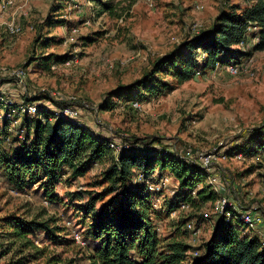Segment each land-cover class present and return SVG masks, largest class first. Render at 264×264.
<instances>
[{"label": "rangeland", "instance_id": "rangeland-1", "mask_svg": "<svg viewBox=\"0 0 264 264\" xmlns=\"http://www.w3.org/2000/svg\"><path fill=\"white\" fill-rule=\"evenodd\" d=\"M6 1L0 0V99L14 104H21L24 96L34 95L61 104L71 100L86 125L103 137L126 142L156 137L170 154L178 152L181 157L186 149L192 150L193 160L202 150L217 146L227 145L231 154L234 144L244 143L247 134L252 135L264 125V50L253 51L234 73L222 65L198 71L183 83L167 74L154 75L166 82L167 88L158 95L140 98V102L134 100L139 104L134 109L111 95L119 86L141 78L155 58L187 37L208 29L221 9L231 4L244 5V0ZM107 2L112 6L110 11L102 8ZM13 22L21 28L16 35L8 32V24ZM253 35L249 36L248 48L256 40ZM48 54L54 55L48 67L37 65L35 58ZM56 57L65 59L60 61ZM13 70H23L24 77L9 76L7 73ZM44 104L56 108L48 101ZM83 104L89 107L83 108ZM101 104L106 105L103 110L98 109ZM233 155L219 161L223 169L219 173L220 184L243 206L261 201L258 206L264 210L261 156L246 154L236 159ZM101 168L96 166L76 179L63 176L56 186L61 198L57 206L45 203L40 193L34 192L36 184L27 192H19L0 176V223L8 215L51 219L50 226L56 228L59 236L50 240L38 232L35 244L44 248V256L26 264H88L86 245L74 242L69 233L82 231L84 222L92 219V214L84 209V202L89 199L84 192L101 190ZM203 184L208 185L206 178ZM176 185L169 176L168 188ZM211 189L215 192V188ZM81 192L83 199L74 196ZM166 193L165 200L169 198ZM216 200L196 207L189 204L168 216L160 212L159 234L171 236L180 220H192L200 228L195 239L181 236L198 247L212 231ZM101 204L97 201L95 210ZM204 212L207 219L200 217ZM27 253L28 249L19 251L15 243L0 257V264H12Z\"/></svg>", "mask_w": 264, "mask_h": 264}, {"label": "trees", "instance_id": "trees-1", "mask_svg": "<svg viewBox=\"0 0 264 264\" xmlns=\"http://www.w3.org/2000/svg\"><path fill=\"white\" fill-rule=\"evenodd\" d=\"M111 7L107 2L102 8L110 11ZM251 34L256 40L248 48L246 45ZM260 50H264V0H244V5L231 4L221 9L208 29L187 37L168 53L155 58L141 78L119 86L111 95L134 109V100L140 102V98L158 95L167 88L168 84L154 75L167 74L177 83H183L198 71L238 65L253 51ZM53 57L48 54L35 59L37 65L47 68ZM22 100L21 104H7L0 99V176L13 190L27 192L36 184L34 192L57 206L61 198L56 193V186L63 176L76 179L96 166L102 167L98 182L101 190L84 192L89 196L84 209L92 214V219L84 222L83 232L77 229L88 250V264H264V247L259 235L244 234L247 228L242 223L226 221L223 214H214L212 231L198 247L185 239L190 234L184 224L192 220H180L171 236L159 234L160 212H166L168 216L181 203L196 207L219 196L211 185L203 184L204 170L184 160L178 152L170 154L156 137L136 138L129 142L112 136L103 137L86 125L80 116L79 123L60 116L58 112L65 103L35 95L24 96ZM46 101L56 108L45 105ZM29 105L36 107L34 112L22 110ZM74 107L80 115V110ZM105 107L101 104L98 109ZM261 127L252 135L247 134L244 143L234 144L231 149L233 157L238 153L248 156L259 153L264 162V125ZM110 142L126 144L128 148L122 147L114 153ZM155 143L159 145L156 147ZM222 147L230 158L228 146ZM139 174L142 179H138ZM155 174H168L177 184L173 194H165L169 197L164 199L165 211L153 207L155 192L148 190L144 181L155 178ZM192 191L196 196L191 195ZM82 194L74 196L83 199ZM107 196L110 197L104 200ZM97 201L102 204L95 210ZM50 221L20 215L4 216L0 223L3 229L0 231V257L15 243H18L19 251L25 248L29 253L12 264H26L43 257L44 248L35 244L37 233H44L50 240L59 238ZM69 234L75 242L73 232ZM194 250L198 251L197 255H193Z\"/></svg>", "mask_w": 264, "mask_h": 264}, {"label": "built area", "instance_id": "built-area-1", "mask_svg": "<svg viewBox=\"0 0 264 264\" xmlns=\"http://www.w3.org/2000/svg\"><path fill=\"white\" fill-rule=\"evenodd\" d=\"M8 4L11 0L6 1ZM8 32L11 35H16L21 32L20 26L15 24L14 22L8 24ZM227 68L231 73L237 71V65L229 64ZM22 71V72H21ZM10 71L7 74L12 77H24V71ZM4 103H11V101L3 100ZM73 101H69L65 104V106L59 110L58 114L60 116L69 118L71 121L78 122L80 120L78 110L75 109L74 105L72 104ZM85 108L88 107L87 104H83ZM133 107H139L137 102L132 103ZM22 108V106H20ZM36 107L34 105H29L26 109L22 108V110L28 112H34ZM82 124V123H81ZM109 146L116 151H119L122 147L128 148V145L118 144L114 142H110ZM184 160L188 161L189 163L201 168L206 172V181L209 185L217 190L218 185L220 184V174H219V161L228 159L225 149L222 146L213 147L212 149H205L202 150L198 155H196L195 160H193L194 155L192 150L186 149L181 155ZM236 159H241L242 154H235L234 156ZM264 158V157H263ZM154 177V176H153ZM148 178L145 179V184L147 185L148 190L151 192H155V196L152 197L153 207L156 210L165 211L164 207V195L165 191H168V194H173L174 189L168 188L169 177L167 175L164 176H156L155 178ZM143 176L141 174L138 175V179H142ZM192 196H196L195 191L191 192ZM47 203L46 201H44ZM189 207L188 203H181L178 209H186ZM174 211H171L169 214H174ZM214 213L215 214H223L226 221L236 220L242 223L247 229L254 230L255 232L264 222V210L260 208L258 205H253L250 207H243L240 203L238 198L230 197L228 194L219 195L215 204H214ZM201 218L206 219L208 218V214L206 212L201 214ZM69 223V222H67ZM184 229L187 230L190 234L191 239H195V236L199 233L200 228L195 225L193 221H187L184 224ZM157 230L160 231V226L158 225ZM74 240L76 243L81 245H85V241L81 238L80 234L77 231H73ZM260 243L264 247V234L260 235ZM198 251L194 250L193 255H197Z\"/></svg>", "mask_w": 264, "mask_h": 264}, {"label": "crops", "instance_id": "crops-1", "mask_svg": "<svg viewBox=\"0 0 264 264\" xmlns=\"http://www.w3.org/2000/svg\"><path fill=\"white\" fill-rule=\"evenodd\" d=\"M218 171H219V173L223 172V169L221 167H219ZM224 174L225 173H223V176H224ZM220 181H221V179H220ZM215 191L217 192L218 195H223V194L229 193V190L226 189L225 187H223V185H221V184L218 185V188H217V190L215 189ZM259 203H261V201H259L258 203L252 204L251 206L260 205ZM245 207L247 208L248 206H245ZM255 233H257V235H259V238H260V235L264 234V222L261 224V226L258 228V230L256 232L255 231H251V230L249 231V229H247V230L245 229L244 230V234H248L249 236H253V235H255Z\"/></svg>", "mask_w": 264, "mask_h": 264}]
</instances>
